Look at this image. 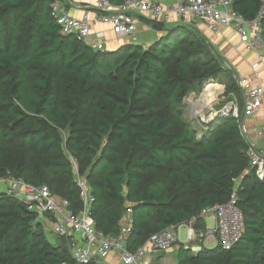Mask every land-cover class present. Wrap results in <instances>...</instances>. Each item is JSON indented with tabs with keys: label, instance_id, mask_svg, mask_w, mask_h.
<instances>
[{
	"label": "trees",
	"instance_id": "trees-1",
	"mask_svg": "<svg viewBox=\"0 0 264 264\" xmlns=\"http://www.w3.org/2000/svg\"><path fill=\"white\" fill-rule=\"evenodd\" d=\"M51 2L0 0V176L47 184L78 212L70 156L82 169L89 159L91 215L116 235L131 203V250L193 217L204 231L202 209L237 190L242 238L230 249L179 243L177 264H264V178L250 167L240 119L220 113L194 125L185 114V97L210 82L241 98L234 73L201 32L155 21L161 34L148 46L99 50L62 34ZM232 6L252 20L264 0ZM58 237L52 242L36 214L0 192V264L71 263L69 239Z\"/></svg>",
	"mask_w": 264,
	"mask_h": 264
},
{
	"label": "built area",
	"instance_id": "built-area-1",
	"mask_svg": "<svg viewBox=\"0 0 264 264\" xmlns=\"http://www.w3.org/2000/svg\"><path fill=\"white\" fill-rule=\"evenodd\" d=\"M51 6L62 34L75 35L99 50L108 48L107 37L104 30L95 29L96 24L109 25L115 39L132 43H138L139 25L145 19L165 24L178 20L196 29L201 22L213 32L229 27L236 31L242 45L256 52L257 60L252 65L256 73L264 72V34L261 28L264 9L255 19L248 20L233 8L232 0H123L121 3L111 0H52ZM74 8L81 9L82 14H72L71 9ZM235 78L241 98L232 100L227 105L229 107L214 108L209 115L218 111L223 115L232 114L240 119L241 129L247 136L243 120L264 109V83H254L248 76L235 75ZM222 92H217V97ZM209 115L203 120L209 119ZM248 155L250 167L259 178H264V147L249 141ZM76 180L83 201L78 212L71 208L68 198L54 194L47 184L36 185L12 175L10 171L0 176V187L3 188L0 192L23 202L55 235L69 239L72 262L62 264H113L109 260L113 250L120 253V264H148L147 256L151 250L170 249L182 243L185 248L198 251L206 241H218L223 249H230L244 233L245 215L239 206L237 190H234L228 201L202 209L200 216L214 222L204 231L196 229V217H193L181 225L187 229L186 237L182 238L174 227L168 228L152 234L144 244L131 250L127 242L134 223L132 204L127 205L119 232L108 235L97 227L91 215L93 196L87 179L78 177Z\"/></svg>",
	"mask_w": 264,
	"mask_h": 264
},
{
	"label": "crops",
	"instance_id": "crops-1",
	"mask_svg": "<svg viewBox=\"0 0 264 264\" xmlns=\"http://www.w3.org/2000/svg\"><path fill=\"white\" fill-rule=\"evenodd\" d=\"M169 2H171V0H169ZM71 12L76 16H80L82 14V10L78 8L71 9ZM174 22L175 25L181 23L178 20H174ZM153 23L154 22L150 20H142V23L139 25L137 35L138 44L146 47L161 34V32L155 27ZM197 27L203 37L207 40V42L219 56L223 65L229 68L234 73V75L248 76L253 80L254 83H264V72L259 71V73L257 74L252 66L257 60L256 52L247 49L244 45L241 44L239 36L234 29L229 27H222L218 32H213L201 22L198 23ZM95 29L105 31L108 48H114L124 42V40L118 41L114 38V33L109 25L96 24ZM204 88L202 89V91H204ZM193 91L196 92L197 90ZM201 96L202 93L200 94V97ZM187 102H189L190 105V118L192 119V121H194L195 119L202 121L205 116L209 115L213 111V106L217 104V102H215L212 107H210L209 105L207 107V104L203 105V102L201 100H197V98H195L194 101L193 97L188 98ZM243 124L246 127L247 137L249 141L256 144L258 147H264V109L256 113L254 116L244 118ZM1 190H3L2 187H0V191ZM206 223L207 225L214 224L213 221L211 224L207 222V220ZM180 227H178L177 230L175 229V231L179 232ZM45 228L47 227L45 226ZM207 243H216V245L213 247L219 245L218 241H206L204 242L203 246L213 248L207 246ZM177 245L173 246L170 249L149 251L147 256L148 264H169L173 261L177 262V253L179 246ZM169 254H174V256L169 257ZM109 260L113 264H120V253L116 250H113L110 253Z\"/></svg>",
	"mask_w": 264,
	"mask_h": 264
},
{
	"label": "rangeland",
	"instance_id": "rangeland-1",
	"mask_svg": "<svg viewBox=\"0 0 264 264\" xmlns=\"http://www.w3.org/2000/svg\"><path fill=\"white\" fill-rule=\"evenodd\" d=\"M169 27H171V26H174L175 24H171V22H169V23H166ZM218 85H219V87H218V89L216 90V93H215V95H214V98L213 99H211L210 100V102H204V103H202L203 105H206L207 107H208V105L210 106V107H212V105L215 103V102H217V104L216 105H214L213 107L214 108H216V109H222V108H224L225 106H227L230 102H232V100H234V99H236L235 97V95L234 94H232V95H228L227 94V92H226V89H225V85L224 84H222V83H218ZM209 88V87H208ZM207 89V88H206ZM222 89V90H221ZM219 91H223L220 95H219V97H217V92H219ZM202 92H200L199 93V91L197 90L196 92H194V91H191L185 98L186 99H184V103H185V114H186V117L188 118V119H190L191 121H192V119L190 118V105H189V102H187V99L188 98H194V101H195V98H199L200 97V94H201ZM230 96V97H229ZM202 97V96H201ZM227 107H229V106H227ZM206 113V112H205ZM207 114V113H206ZM201 121V120H200ZM198 119H195L194 120V122H193V124L194 125H199V122H200ZM64 134H66V133H64ZM70 156V155H69ZM70 159H71V161H72V164H73V172H74V177L77 179L78 177H85V171H87L88 170V168H89V166H90V163H91V161L89 160V159H86V160H84V162H83V164H82V167H83V169L81 168V165L74 159V157L73 156H70ZM207 222H209V223H211L212 224V221H211V219H207ZM45 232H46V235H47V237L52 241V242H56V239L57 240H59V237H58V235H55L52 231H51V229H49V228H45ZM179 233H180V235H181V237L182 238H184V237H186V234H187V229H186V227H184V226H181L180 227V229H179ZM207 246H209V247H213V246H215L216 245V243H207L206 244ZM178 246V245H177ZM172 256H174V254H169V257H172ZM170 262V261H169Z\"/></svg>",
	"mask_w": 264,
	"mask_h": 264
},
{
	"label": "bare ground",
	"instance_id": "bare-ground-1",
	"mask_svg": "<svg viewBox=\"0 0 264 264\" xmlns=\"http://www.w3.org/2000/svg\"><path fill=\"white\" fill-rule=\"evenodd\" d=\"M212 83L209 85V88L204 89L202 97L197 98V100H201L203 103L206 101L207 103L210 102L211 99L214 98V95L216 93V90L218 89L219 85L218 83Z\"/></svg>",
	"mask_w": 264,
	"mask_h": 264
},
{
	"label": "water",
	"instance_id": "water-1",
	"mask_svg": "<svg viewBox=\"0 0 264 264\" xmlns=\"http://www.w3.org/2000/svg\"><path fill=\"white\" fill-rule=\"evenodd\" d=\"M174 23H175L174 21H171V24H174ZM68 36H70V35H68ZM124 42H130V41H128V40H124ZM130 43H131V42H130ZM133 45L136 46V45H138V43H133ZM202 94H203V91H202ZM220 113H221V112H219V111H218V112H214V113H212V115H209L208 118L210 119V118H212L213 116H215V115H217V114H220ZM175 229L177 230V227H176Z\"/></svg>",
	"mask_w": 264,
	"mask_h": 264
}]
</instances>
